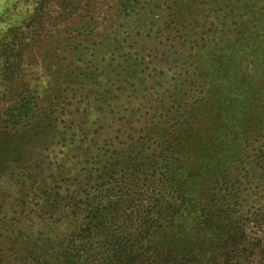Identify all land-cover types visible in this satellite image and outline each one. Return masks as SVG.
Segmentation results:
<instances>
[{"label": "trees", "instance_id": "16d2710c", "mask_svg": "<svg viewBox=\"0 0 264 264\" xmlns=\"http://www.w3.org/2000/svg\"><path fill=\"white\" fill-rule=\"evenodd\" d=\"M191 1L221 33L184 34L165 0H24L0 55V260L264 264V29L244 31L264 0ZM53 30L93 37L79 61L118 64L121 128L98 144L65 145L54 102L15 87Z\"/></svg>", "mask_w": 264, "mask_h": 264}, {"label": "rangeland", "instance_id": "374dc122", "mask_svg": "<svg viewBox=\"0 0 264 264\" xmlns=\"http://www.w3.org/2000/svg\"><path fill=\"white\" fill-rule=\"evenodd\" d=\"M165 1L166 5L168 4L170 7L176 6L179 14L186 19L181 31L190 37H197L196 41L202 39L203 36L211 35L212 32L221 33L216 29L217 20L213 18L212 13L203 18L195 11L196 6L192 7L194 3H199L198 1L194 3L191 0ZM210 8L211 3H208L205 9ZM29 9L30 7L26 6L24 0H0V55L5 51L2 40L7 28L20 22ZM217 12L219 16L224 13L223 16L228 19V10L224 12L222 9ZM235 13L236 15L243 14L242 11H235ZM252 19L253 23L244 24L248 40L256 32L264 29V22H260V16L256 15ZM76 20H73L72 23H76ZM51 32L35 47L21 53L19 65L22 67L18 72V81H16L15 87L23 85L28 90L35 91L36 97L40 99L41 107L46 103L51 105L54 102L56 111L54 117L58 122L56 126L58 131L64 134L65 145H69L72 134H75V143L82 132L85 133L87 141L95 138V142L98 144L102 141V137H110L109 134L121 128H119L121 124L117 122L118 115L116 113L121 109L120 107H123V103L119 97L118 86L112 87L109 82L110 79L118 80V64L114 63L109 68L107 63L90 64L79 61L77 58L79 50H73L74 47L81 42L83 47L90 49V41L93 40V37H89L88 42H83L84 39L75 37V34L69 35L63 31L54 30ZM136 39V46L141 47L143 40L140 37ZM83 53L87 54L88 52ZM3 68L4 65H0L2 76L4 75L1 71ZM2 94H6V92L0 85V95ZM93 130H98L97 136L93 137ZM57 139L61 140L62 138L57 137ZM0 261L2 264H17L11 260L8 262L1 259Z\"/></svg>", "mask_w": 264, "mask_h": 264}]
</instances>
